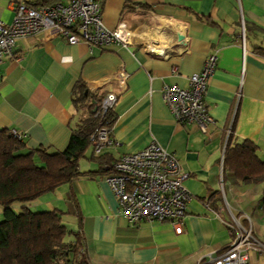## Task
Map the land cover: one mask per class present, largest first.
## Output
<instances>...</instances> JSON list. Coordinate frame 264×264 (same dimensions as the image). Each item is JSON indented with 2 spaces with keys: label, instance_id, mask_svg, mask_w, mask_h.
I'll list each match as a JSON object with an SVG mask.
<instances>
[{
  "label": "crops",
  "instance_id": "crops-1",
  "mask_svg": "<svg viewBox=\"0 0 264 264\" xmlns=\"http://www.w3.org/2000/svg\"><path fill=\"white\" fill-rule=\"evenodd\" d=\"M18 1L38 7L72 0H0L1 21H13ZM102 5L104 24L123 27L128 45L90 48L38 34L19 38L15 58L0 64V130L25 134L28 150L68 147L78 120L89 114L87 107L78 113L74 104L77 82L100 98L119 93L120 70L130 76L110 129L116 145L98 157L89 147L79 162L83 176L13 208L68 213L63 222L84 236L89 264H198L217 257L229 242L224 221L231 213L254 229L252 216L264 213V184L237 181L223 170L227 143L252 142L264 161V0H102ZM214 54L218 63L205 98L214 123L205 134L175 121L162 89L187 88L190 76ZM153 141L173 153L189 175L184 187L192 199L178 223L132 225L119 212L107 170Z\"/></svg>",
  "mask_w": 264,
  "mask_h": 264
},
{
  "label": "built area",
  "instance_id": "built-area-1",
  "mask_svg": "<svg viewBox=\"0 0 264 264\" xmlns=\"http://www.w3.org/2000/svg\"><path fill=\"white\" fill-rule=\"evenodd\" d=\"M12 9L14 17L10 24L0 20V64L6 58H15L14 47L19 38L38 34H43L47 40L61 38L70 45L85 43L90 48L129 44L123 27L109 29L104 24L102 0H72L68 4L38 7L18 1ZM217 63L218 56L210 55L202 70L190 76L187 88L163 86L162 98L177 123L194 125L203 133H209L214 119L205 98ZM129 77L125 70L118 72L119 93L126 92ZM119 93L110 91L97 105V118L103 120L106 114L115 111ZM12 134L21 140L26 137L16 131ZM92 141L96 157L116 145L105 127L97 130ZM108 169L106 182L118 199L120 214L130 224L178 223L185 218L192 199L184 187L189 175L182 172L176 156L156 141L136 153L122 155ZM224 223L230 234L229 244L217 257L201 260L198 264H252L251 255H264V243L252 226H246L232 213L231 219ZM81 253L85 255L83 249Z\"/></svg>",
  "mask_w": 264,
  "mask_h": 264
},
{
  "label": "trees",
  "instance_id": "trees-1",
  "mask_svg": "<svg viewBox=\"0 0 264 264\" xmlns=\"http://www.w3.org/2000/svg\"><path fill=\"white\" fill-rule=\"evenodd\" d=\"M73 94L78 113L87 107L89 114L78 120L64 151L28 150L24 140L7 129L0 130V207L3 209L0 264H89L85 256L77 259L85 238L63 222L68 213L59 209L34 211L22 207L17 211L13 208L15 204L39 200L83 176L79 162L89 147L93 149V135L103 127L110 130L114 124L115 111L106 114L103 120L93 111L106 94L99 98L81 81L75 85ZM223 170L237 181L264 184V161L252 142L243 141L234 146L227 143ZM260 202L264 211V191ZM69 236L74 240H66Z\"/></svg>",
  "mask_w": 264,
  "mask_h": 264
},
{
  "label": "rangeland",
  "instance_id": "rangeland-1",
  "mask_svg": "<svg viewBox=\"0 0 264 264\" xmlns=\"http://www.w3.org/2000/svg\"><path fill=\"white\" fill-rule=\"evenodd\" d=\"M242 207H243V211L249 210L247 204L243 205ZM251 215H252V213H251ZM252 218H253L252 221L255 224V230L258 231V233H259V239L261 240V242L264 243V213L263 212L257 213L256 215L252 216ZM2 220H3V216L0 218V221H2ZM73 231L75 232L76 230H73ZM229 242H230V236H229ZM229 242H228V244H229ZM84 256H85L84 254L79 252L77 259L81 260ZM251 256H252V262H251L252 264H264V255L253 254Z\"/></svg>",
  "mask_w": 264,
  "mask_h": 264
},
{
  "label": "water",
  "instance_id": "water-1",
  "mask_svg": "<svg viewBox=\"0 0 264 264\" xmlns=\"http://www.w3.org/2000/svg\"><path fill=\"white\" fill-rule=\"evenodd\" d=\"M96 110H97V107L95 108V112H96Z\"/></svg>",
  "mask_w": 264,
  "mask_h": 264
}]
</instances>
